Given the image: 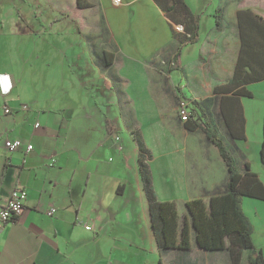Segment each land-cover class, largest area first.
<instances>
[{
  "label": "crops",
  "instance_id": "0c3cea01",
  "mask_svg": "<svg viewBox=\"0 0 264 264\" xmlns=\"http://www.w3.org/2000/svg\"><path fill=\"white\" fill-rule=\"evenodd\" d=\"M23 1L0 0V201L26 191L21 215L0 221V264H231L227 251L199 249L193 230L189 250L159 251L134 132L151 151L157 200L174 202L179 216L187 201L207 202L228 181L217 147L180 120V100L188 110L198 103L238 169L248 165L264 184V79L245 86L250 96L225 87L241 47L238 12L264 19V0H219L204 37L200 15L196 23L171 21L154 0L145 9L155 13L142 11L135 35L124 9L136 0H87V8ZM193 45L196 54L185 55ZM6 139L21 148L9 152ZM261 204L242 199L264 256L256 239L264 232Z\"/></svg>",
  "mask_w": 264,
  "mask_h": 264
},
{
  "label": "trees",
  "instance_id": "16d2710c",
  "mask_svg": "<svg viewBox=\"0 0 264 264\" xmlns=\"http://www.w3.org/2000/svg\"><path fill=\"white\" fill-rule=\"evenodd\" d=\"M154 2L171 21H175L176 16L183 21L181 23L198 21L199 16L190 14L182 0H154ZM75 5L78 8L91 6L87 0H75ZM220 14L218 9L215 13L217 24H219ZM238 23L241 47L233 76L225 87L239 88L238 93L250 96L245 86L264 79V19L252 10L246 9L238 12ZM185 33L190 35L189 31L185 30ZM185 39L190 43L191 39L186 37ZM184 41L181 44H184ZM178 52L175 57L178 56ZM192 102L184 126L189 131L200 128L217 147L228 169V181L225 189L213 193L207 202L202 199L187 201L186 213L179 216L174 202L157 200L148 164L152 154L140 132L135 131L138 168L149 205V215L157 247L161 252L189 250L190 233L193 230L195 243L199 249L208 252L227 251L231 264H240L243 252L247 251V264H264L261 250L252 242V224L242 209L244 197L264 200V184L248 165L243 172L238 169L236 160L219 135L215 122L205 116L204 110L198 103ZM259 155L264 165V118Z\"/></svg>",
  "mask_w": 264,
  "mask_h": 264
},
{
  "label": "rangeland",
  "instance_id": "374dc122",
  "mask_svg": "<svg viewBox=\"0 0 264 264\" xmlns=\"http://www.w3.org/2000/svg\"><path fill=\"white\" fill-rule=\"evenodd\" d=\"M18 2V0H16ZM27 3L29 4V1L31 0H26ZM23 1V2H26ZM33 1V0H32ZM37 4L40 6H44L45 2L44 0H37ZM218 1L219 0H182V2L187 6L190 14H192L193 16L195 15H200V21H201V29H200V36L204 37L205 33H207L208 31V27L211 26H215L212 14L214 13L215 8L218 5ZM149 3L147 0H136L135 2H133V4L127 8L124 9V16H125V21L127 23H129V27H133V29H131V32L133 35H135V33L137 32V25L139 23H141V21L146 20V16H144V14H149L150 16V12L155 13L154 9H151L148 11L147 9H145V5ZM23 5L25 3H22ZM144 5V6H143ZM143 6V7H142ZM123 11V10H122ZM121 11V12H122ZM142 11L144 12V14L142 13ZM143 16V19L142 17ZM159 20V18H158ZM175 28H173L174 32H181L182 30V26H176L174 25ZM139 32V31H138ZM176 32V33H177ZM141 34V32H140ZM65 38H69V40H72L73 36L72 35H67L65 36ZM198 50V47L193 45V46H189L187 47V49H184V53L185 55H195L196 52ZM251 153L253 155V149H251ZM262 180L264 181V175H261ZM264 207V204H261ZM262 215L264 216V208L263 210L260 209ZM248 216L251 219H255L254 215H253V211L250 210L248 211ZM256 224L259 225V222L256 221ZM261 244H263V249H264V232L259 234V237L256 238Z\"/></svg>",
  "mask_w": 264,
  "mask_h": 264
},
{
  "label": "built area",
  "instance_id": "2783aa9c",
  "mask_svg": "<svg viewBox=\"0 0 264 264\" xmlns=\"http://www.w3.org/2000/svg\"><path fill=\"white\" fill-rule=\"evenodd\" d=\"M23 109H26V105L22 106ZM5 112H8V109H5ZM177 114L181 121H186L189 116V110L188 105L185 101L180 100L177 105ZM35 126H38L36 123ZM117 139V137H116ZM5 148L11 152L14 150H17L21 148L22 142L19 139H6L4 141ZM33 149L32 144H27L25 146V150L31 151ZM26 199V191L24 189H14L8 200L5 202L0 201V221L2 222H8L13 221L16 219L19 215H21L23 209H24V202ZM52 210L48 212V214H51ZM86 229H89L88 226H85Z\"/></svg>",
  "mask_w": 264,
  "mask_h": 264
}]
</instances>
